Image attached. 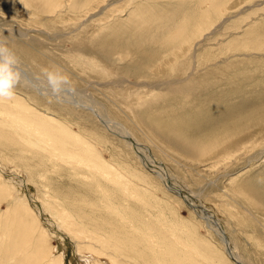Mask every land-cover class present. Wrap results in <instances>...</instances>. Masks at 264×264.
Listing matches in <instances>:
<instances>
[{"label": "rangeland", "instance_id": "rangeland-1", "mask_svg": "<svg viewBox=\"0 0 264 264\" xmlns=\"http://www.w3.org/2000/svg\"><path fill=\"white\" fill-rule=\"evenodd\" d=\"M60 1L65 2L51 0L49 5L45 0H0V40L16 54L22 74L15 97L42 114L58 116L66 128L80 132L87 142H94L91 146L102 160L139 172V185L148 184L160 201L158 207L163 212L161 219L165 226H157L159 231L181 253L183 246L175 244L168 234L170 230H175L180 238L186 233L184 238L188 237L206 257L213 259V264H224V260L235 264L225 255L226 247L217 232L209 228L207 219L202 217L204 214L195 212L187 197L174 193L169 179L164 184L155 174H150L133 149L115 135L119 130L111 129L115 130L111 133L88 111L76 110L69 104L56 102L46 92L37 91L38 88L46 90L44 69L66 75L71 88L101 104L110 119L128 128L150 149L149 155L165 167L163 171L174 179L173 184L197 199L194 202L200 206L197 211L209 210L239 248L240 264H264V210L252 206V214L245 211L244 204L248 203L237 192L264 195V0H71L70 4L88 5L77 12L66 3L60 6ZM212 6L217 8L210 13L206 30L201 31L207 34L206 38L190 30V40L197 42L196 48L195 44L186 43L175 55L167 56L165 42L158 45L151 41L162 38L182 22L189 23V16L195 13L207 16ZM130 18L133 22L128 25ZM155 127L190 142L207 144L205 147L212 153L201 160L186 155L157 133ZM18 156L16 150L0 148V166L5 167L0 169V178L9 184L5 183L7 189L18 190L8 195L10 199L7 194L3 195L6 199L3 196L0 199V220L14 208L12 197L21 192L18 195L24 196L29 205L42 210L39 211L42 214L37 212L41 216V229L53 237L52 253H65L66 264H81L82 258L77 254L76 242L54 225L53 215L45 204L49 201L44 196L46 192L50 198L56 196L73 214L79 211L76 205L82 197L96 201L98 207L111 204L112 213L108 211L109 215L105 210L103 213L115 229L114 223L117 224L120 214L115 210L123 212L124 206L130 209L129 202L136 214L150 215L120 186L102 183L109 191L117 187L112 199L96 194L99 184L89 182V172L59 166L60 171L54 174L51 163L35 161L28 153L26 163ZM40 174L43 177L46 174L47 179L42 181ZM83 175L85 178L88 175L86 180ZM125 196L127 204L121 203ZM102 198L107 203L103 204ZM225 202L230 208L223 206ZM19 203L16 201V206ZM97 216L101 217L100 210ZM2 223L1 220L0 236L6 231V222ZM1 240L3 244L9 243L4 238ZM206 244L214 247L218 255ZM22 255L21 252L3 255L0 264H19L26 257Z\"/></svg>", "mask_w": 264, "mask_h": 264}, {"label": "bare ground", "instance_id": "bare-ground-1", "mask_svg": "<svg viewBox=\"0 0 264 264\" xmlns=\"http://www.w3.org/2000/svg\"><path fill=\"white\" fill-rule=\"evenodd\" d=\"M45 1H48L49 3V1L51 0H45ZM70 1L71 0H65V2L60 1L59 3H60V6H61V3L63 4L66 3V5H69L70 8H73L74 10H76V12L78 10H82L88 7L86 3L83 4L82 2V3L70 4L69 3ZM50 3L49 5H51ZM54 7L59 8V6H54ZM216 8L214 9V6L209 8V13L207 16L205 15L198 16V15H195L196 13L192 15L191 18L189 16L188 18L189 23L182 22L181 24L175 26L173 30L169 31L170 35L169 33H167L162 38H155L151 41L154 44H158V45L159 43L161 44L162 42H165L163 47H165L166 50L168 51L167 56L175 55L177 50L180 49V46L183 44L185 45L186 43L193 44V45L195 44L194 48H196V46H198V44H196L197 42H192L190 40L191 31L194 29L195 32L200 33V36H202L201 38H206L205 36L207 34L203 35L201 34V31L204 30L205 27H208L207 21H209L210 19V13L213 10H216ZM52 12L55 13L56 11H52ZM133 17H135V14ZM131 20H132L131 18L128 20V25H131V23L133 22ZM194 48L192 49V51L194 50ZM106 55L108 56V54ZM162 64H161V67H162ZM44 88H46V90L43 88H38L37 91L38 92L43 91V93L46 92L45 94L51 97V99L55 100L56 102H61V103L63 102L65 104H69L73 106L76 110L80 108V109H83L84 111H88L95 118H97L100 123L104 124V127L106 129L109 128L108 130L111 131V133L114 132L115 130H119L117 132H114L115 135L118 137H121V139H123V143H125V145H127L128 148L130 147L131 149H133L136 157L145 165V167H147V169H149L148 171L151 172L150 174H153V175L155 174V176L160 178V180H162L164 184L165 183L167 184V181L169 179V186L171 190L174 193L184 196L185 198L187 197V199L189 200L188 201L189 205H191V207L193 206V209L195 207L194 209L195 212H200L199 213L200 215L201 214L205 215V216L202 215V217L207 219L209 223L208 224L209 228L217 232V235H219V237L221 238V242L226 247L227 250L225 252V255L227 256V258L232 259L235 264L241 263L239 260L240 258L239 248L237 247L235 242H233V240L231 241V239H229V237L225 234L222 227H220V224L217 222L216 218L213 215H211V213H209L208 209L207 210L205 208L201 209L202 211L200 210L197 211L198 209L196 210V208L200 207L199 205L194 203L196 202L197 199L195 200L189 195L185 194L183 192L184 189H181V186H177L173 184L174 179H171L170 176L166 175L163 171L165 167L163 168L162 165H159L156 163V160L149 155L150 149L146 146H143L134 137L132 131H130L128 128L123 127L122 125L117 123L114 119L113 120L110 119L107 113L105 112L106 110L104 109V107L101 104L96 103L90 97H88L87 94H84V93L81 94V92H77L75 90L71 92H63L61 93V96H60L61 100H60V99H55L51 96L50 88L48 87V85L45 86ZM27 104H24L19 98H16V97L13 98L12 100L0 101V148L6 149L9 151L16 150V152L19 153L18 157L22 162H24V160L26 163L29 161L28 159L25 158V154L28 153V154L33 155V158H35V161H39V162L41 161L42 163L44 162L51 163L52 165H54L51 167L52 168L51 173L53 172L54 174L60 171L59 166H64L65 168L74 169L76 171L84 170L85 173L89 172V176H90L88 178L90 180L89 182H92V184H97V185L99 184L98 189L96 190V194L98 195L103 194L106 196V198L111 197L112 199L113 192H116L117 187L120 186L119 188H123L126 191V194L128 193L130 195L128 197H131V199L134 200V202L137 201V204L138 203L142 204L147 209L146 212H149L150 214L147 216H144L145 214L140 215L138 212L136 214V212H134V209L131 208L130 202L127 201L129 202L130 209H127L124 206L123 212H121L122 209L121 211L118 209L115 210L116 212L119 211L120 213L118 215L119 221L118 219H116L117 224L114 223V225L117 227L116 229H118L117 231L112 224L113 222L107 220L108 217L106 216L105 213H103V210H105L104 212L110 215L109 212L113 211L111 210V204L110 206L106 204L104 206L98 207V205H96V201L95 203L90 202L89 201L90 198H87L85 196L86 199H83V197L81 201L79 199L80 204L76 205L77 206L76 209L79 211L73 214V212H70V210H68L63 204L57 201L56 196L55 198L54 196L50 198L48 193L46 192V194L48 195L47 196V195H44L45 194L44 192L43 195L47 197L49 200L48 202L45 201V204H47L46 206H48L51 214L53 215V218L55 220L53 221L54 225L57 226L59 230L63 229L73 239V241L76 242L77 254H80L82 258L81 264H201L199 263L200 261H204L209 264L215 263L213 259L206 257L207 254L206 255L203 254V251H201L200 248L198 249L197 247H195V245L190 241L188 237L187 239L184 238V236L187 235L186 233H183V236H182L180 235V231L177 232L180 236H182L181 238L176 234L175 230H170V232L168 233L169 235L171 234L172 240L177 242L175 244L180 243L181 246H183L182 253L180 252L179 249L175 248L173 244L169 243L170 241L167 242L168 237L165 234H163L161 231H159V228L157 227V226L159 227L163 226L164 228L165 226L164 220L161 219L163 218V215H162L163 212L158 207L159 200L152 193L154 189L151 190L150 187L148 188V184L147 186L146 185L142 186V184L139 185V182H138L139 176H140L139 172L135 173V171L132 169L129 171L127 166L125 165L119 166L117 164L119 166L118 167L109 161L102 160L101 157L97 155V151L95 152V150L91 146V145L94 146L93 144L94 142L93 143L89 141L87 142L86 140L87 138L84 139V135L83 137H81L82 135L80 132L79 134H77L76 131H73V129L70 130V128L69 129L66 128V126L63 123H61L58 116L56 118V117L49 115V113L42 114L40 111H37L36 108L31 107L30 105H27ZM1 106L3 108H1ZM56 123L57 124L61 123V125L60 124L57 125ZM150 128L153 129V127H150ZM111 129H115V130L112 131ZM156 129L155 130L157 131V133H159L161 136L168 139L173 145L182 149L186 155L194 156L197 160H201L202 158H205L212 153L210 150L207 149V147H205L207 144L202 145L201 143L190 142L188 141V139H183L180 136L179 137L175 136L174 134H172L173 133L172 131H171L172 132L171 133L172 135H171L168 133V131L160 127H157ZM154 131H153V134H154ZM15 137H17L18 140L15 139ZM48 163H46V165ZM214 164L215 163H212L213 166ZM26 165L29 166V164H26ZM4 168L5 167L0 166L1 170ZM46 174L44 177L40 174V179L42 181L44 179H47ZM80 177H78V179ZM83 177L85 178L84 175ZM87 177L85 178V180L87 179ZM233 181L234 180H232V182ZM5 183H3V179L0 178V199L1 198L3 199L5 194H7L6 197L9 198L8 195L12 193L13 190H16L18 192V190L11 185L10 187L11 188L13 187V190L10 191V188L7 189ZM102 183L108 184V186L114 185L117 187L116 189H113V191H111L112 189L109 188L111 191L110 192L109 190L103 187ZM33 186H34V183H33ZM44 190L47 191V187ZM237 192L240 193L241 200H243V202L248 203V205L244 204L245 211L247 210L252 214L253 210H250L252 209L251 208L252 206H255L257 208L264 210V195H260V194L252 195L243 190L237 191ZM20 193H17L16 195H14L12 197L13 200L11 199V201H13L11 204L13 205L14 208L8 211V213H5L6 215L5 216L3 215L4 217H1V220L3 221V223L6 222V226L3 225L4 227H6V231L4 230V235L0 236V247H1L0 248V258L3 255L7 256V255H13L17 253L20 254L21 252L23 253V255L26 256V257L24 256L26 259L24 258V260H21L19 264H41V263L42 264H66L65 253L64 252L59 253V251L57 254L52 253L54 249V246L51 245L53 241L52 239L53 237L50 236V233H48L46 229H43V230L41 229V226H40L41 221H39L41 216L39 218L40 214H37V212H39L41 209L35 210L32 205L28 204V201L24 198V196L18 195ZM74 194L75 193L71 194V196H73ZM84 194L86 195V193ZM126 194L124 193V195ZM6 197L4 198L6 199ZM125 200H126V196L125 198L123 197V199L121 200L122 201L121 203L124 204ZM16 201L20 202L17 206H16ZM102 201H103V204L107 203V201L103 200V198H102ZM42 206L43 205H41V207ZM223 206L225 208H230V205L227 202H225ZM114 207L115 206L113 205V208ZM8 208H10V206ZM99 210H100L101 217L97 216V212H99ZM155 210H157V213H156L157 215L156 214L154 215ZM219 210H221V206H219ZM92 213H94V218L92 216ZM96 216L99 217L100 219H96ZM131 217L133 220H130ZM243 218L246 220L245 217ZM1 220H0V224H1ZM86 223L88 224V226L86 225ZM129 224L130 226L124 227ZM112 227H113V231L111 230ZM0 228H3V227L0 225ZM3 238L9 241V243L3 244L1 240ZM144 240H146V242ZM199 241L200 240H198V242ZM207 246L211 252L217 253L218 255L219 252H217L214 247L210 245H207ZM47 253H50V254H47ZM50 257L51 259H49ZM222 260L221 262H223ZM224 264H227V260H224Z\"/></svg>", "mask_w": 264, "mask_h": 264}, {"label": "clouds", "instance_id": "clouds-1", "mask_svg": "<svg viewBox=\"0 0 264 264\" xmlns=\"http://www.w3.org/2000/svg\"><path fill=\"white\" fill-rule=\"evenodd\" d=\"M18 66L16 54L6 43L0 42V101L12 100L15 97V88L21 82L22 76ZM43 71L53 98L59 99L61 93L74 91L68 77L60 71Z\"/></svg>", "mask_w": 264, "mask_h": 264}, {"label": "water", "instance_id": "water-1", "mask_svg": "<svg viewBox=\"0 0 264 264\" xmlns=\"http://www.w3.org/2000/svg\"><path fill=\"white\" fill-rule=\"evenodd\" d=\"M44 216V215H43ZM44 220H46V218L44 217ZM45 224H47L46 222H44Z\"/></svg>", "mask_w": 264, "mask_h": 264}]
</instances>
